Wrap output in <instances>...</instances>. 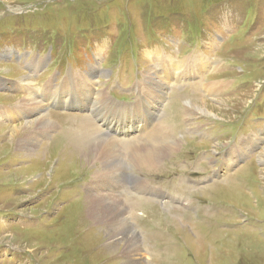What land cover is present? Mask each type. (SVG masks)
Returning a JSON list of instances; mask_svg holds the SVG:
<instances>
[{"label": "rangeland", "instance_id": "1", "mask_svg": "<svg viewBox=\"0 0 264 264\" xmlns=\"http://www.w3.org/2000/svg\"><path fill=\"white\" fill-rule=\"evenodd\" d=\"M198 57L214 69L208 61L200 73L190 69ZM164 58L188 61L186 85L172 81ZM77 72L85 88L133 105L145 78L146 95L164 92L155 113L175 150L151 175L134 164L164 197L125 191L126 152L110 166L82 159L113 134L99 124L101 135L82 131L90 117L76 107L46 105L57 129L28 153L18 144L39 114L20 109L0 119V264H264V0H0V107L29 99L15 84L30 83L31 93ZM217 82L226 84L220 94L202 88ZM102 108L99 118L108 119ZM246 140L257 149L243 150L242 162L205 185L200 176L232 164L226 152ZM93 180L113 184L106 195L117 202L126 193L133 207L125 228L91 219Z\"/></svg>", "mask_w": 264, "mask_h": 264}, {"label": "bare ground", "instance_id": "2", "mask_svg": "<svg viewBox=\"0 0 264 264\" xmlns=\"http://www.w3.org/2000/svg\"><path fill=\"white\" fill-rule=\"evenodd\" d=\"M149 57H151V54L149 55ZM196 61L197 63L195 65L191 63L189 65L192 66L190 69H196L198 73L202 72L206 68V63L203 64L204 61H208L210 66L213 65L211 61H209L208 59H203L201 57H198ZM28 63L33 70H37V64L33 62L31 64L30 62ZM187 65L188 61H175L172 64L168 63V61L164 58V70L172 79V81L178 82L179 85L187 84L186 78L190 73V71L186 67ZM184 67H186V69L182 70V68L184 69ZM214 67L215 66L213 65L212 69H214ZM97 72V70H94L92 75L96 74ZM84 75L85 73L77 72V74L74 76H68L60 86L48 83L38 90L31 91V93L29 92L30 83L26 84L25 88L22 87L20 83L15 84L14 86L17 89L21 91H28L29 95L27 97H29V99L22 101L19 106L17 105V107L14 108L0 107V119L8 122L7 119H9L11 116L16 117L18 113H22L20 112V109H28L29 113L32 115H35L37 113L39 114V117L36 121H34V123L36 124L35 129L40 131H34L33 129L28 130L31 133V139H29V136H27L29 134V132H27L18 144L19 147L23 148L24 150H27V152L30 153L32 150L35 149L37 145L34 140H43L49 133L54 132L57 129L56 124L54 123L52 118H50V113L47 112V106L51 104L55 106H63L69 108L76 107L81 110H85L88 112V116L90 118L88 120L85 119L79 122L81 129L84 128V132L89 133L93 131L94 133L92 134V136L95 137L98 132L96 125L99 124L102 126H106L105 129L110 131V134L113 135L111 137H108L111 138L109 140L101 139L102 141L100 142V144L91 147L88 154L87 151L84 152L82 159L88 161L89 156H93L94 160L101 161L105 165L110 166L111 163H113L114 165V161L118 162L121 158V154L123 152L125 154L126 152L127 156L130 159V163L128 164L127 168L124 167V169H122L123 165H120V163L117 164V169L121 168L124 171L123 173L128 172V174L130 175L128 179L125 175L127 188L125 191L129 193L132 191L140 194H153L154 192H157L161 197V195H164L162 192H160L161 190H157L149 186L145 181L141 180L140 178H138V176L135 175L134 164L139 163V172L145 175H151L154 170H157L156 164H158L161 158L164 155L170 154L173 152V150H175V145L170 146L166 144L172 135L170 127H165L162 125L163 119L159 117L160 110L155 113V104H157L158 101L162 100L164 92L162 93L157 89L153 92L147 91L148 93H150V95H146L144 92V86L147 87L146 84L149 86V83L145 84V78V80L140 85V87H142V89H140L141 93L144 96L143 99L138 98L133 106H121L117 105L109 97L107 98L106 95L103 94V92L97 91L96 89L94 90L93 88H85L80 82L86 81ZM159 76L160 78L162 77L160 73ZM22 82H24V79L22 80ZM88 82L91 81L88 80ZM168 83L162 81V87H166ZM207 86V92L210 94H220V92L224 91V89L226 88V84H224L223 82L208 83ZM10 87H12V85H9V88ZM6 88H8V86H2V89L7 90ZM202 88H205V86H202ZM213 94L212 96H214ZM74 100L76 102H74ZM100 106L101 108H107L106 110L108 114V119L104 120L99 118L100 114H98V112H100ZM152 110L154 112H152ZM148 112L150 113L151 117L148 116ZM201 112H203V114L210 115L209 112L206 111V109H203ZM156 119L158 120L157 125L154 123ZM92 120L95 121L94 124L91 123ZM18 128L19 126H17L15 130H17ZM31 128L33 127H30L29 129ZM102 132L100 130V134L98 133L97 136L101 135ZM139 140H141V142H139ZM249 140L242 142V145L247 149L253 148V146L249 145ZM226 156H228V158H237L240 156V151L236 147H230ZM124 165H126V163ZM101 174L104 173H99L96 176V179L100 178ZM93 181L94 182L92 183V185L91 182H88L86 184V189L88 190L87 193L90 201L89 209L92 216L91 219L93 221L96 220L99 223H104L101 221V219L108 218L109 223L103 225H107L108 227L116 226L117 228H125V223L128 224L131 222L130 218L125 216H128V211H130L131 207H133H130L129 200L124 196L126 193L121 196L119 195L118 199L119 201H121V203L117 202L114 198L106 195L107 190L113 188V184H109L106 189H103L97 188V180ZM117 181L120 184V179H118ZM150 188L153 190V192L149 191V193H145L150 190ZM85 197H87V195H85ZM135 237L137 239H140L138 235ZM135 237L133 239L137 241ZM116 238L117 235H113L111 239L114 241V239ZM131 241L132 240L130 239L127 245ZM131 264H137V262L135 260H132Z\"/></svg>", "mask_w": 264, "mask_h": 264}, {"label": "crops", "instance_id": "3", "mask_svg": "<svg viewBox=\"0 0 264 264\" xmlns=\"http://www.w3.org/2000/svg\"><path fill=\"white\" fill-rule=\"evenodd\" d=\"M34 131H40V130H37V129H33Z\"/></svg>", "mask_w": 264, "mask_h": 264}]
</instances>
